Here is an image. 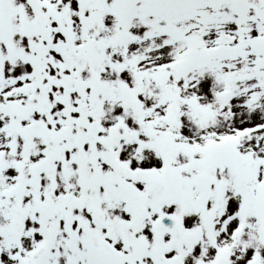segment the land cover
Here are the masks:
<instances>
[{
	"label": "rangeland",
	"instance_id": "obj_1",
	"mask_svg": "<svg viewBox=\"0 0 264 264\" xmlns=\"http://www.w3.org/2000/svg\"><path fill=\"white\" fill-rule=\"evenodd\" d=\"M76 5L80 6L77 2ZM89 7V22H84L85 34L80 35L78 29H80L81 18L75 15L73 5H68V10L72 11V14L68 16L70 27L74 33L76 31L74 44L82 43L84 46L81 50L75 49L73 55L74 58L84 59L83 75L89 83L86 90L91 85L93 88L99 89L95 80L105 79L107 83H100L105 89L114 92L111 100L103 105L113 108L112 112L115 115L118 128L121 129L123 125L131 124L134 126V130L141 131L144 135L152 132L154 143L156 140L165 141L167 138L168 142L181 146L186 142L185 139L188 136L184 132L187 121L182 125L184 118H187V115L195 108L207 109L209 110L207 116L215 114L207 127L209 133L207 141H216L221 135L228 134L230 136L232 132L237 131L235 128H242L245 133L248 131L247 128L251 129L252 134L257 136L252 158L258 160L259 166L264 170V42L260 40V37H264V0H91ZM0 15L2 16L1 10ZM1 16L0 27L4 22ZM8 19L11 21V26L0 28L2 38L10 34L12 30L9 27L18 22L25 27V22L17 17L12 16ZM196 42L200 44L196 46ZM92 52H95L96 56H92ZM56 59L58 58L56 57ZM62 64L66 70V62L64 61ZM27 67L36 72L39 71L40 79L42 75L48 74L52 69L42 62H39L35 67L33 65ZM2 68L9 69L5 61L0 64V92L7 93L8 100L23 99V90L26 92L27 90H37V81L22 79L23 66L17 67L21 75L17 80H12L10 75L5 77ZM42 83L45 82L42 81ZM47 84H52L54 90L59 89V86L53 81L46 82V86ZM168 85L172 86V90H168ZM122 89L127 90L125 94H122ZM156 94L158 96H152ZM59 96L61 94L55 93L53 99H55V104L61 106ZM160 96L161 104L154 106L153 101ZM164 98L167 100L168 106L161 113ZM45 100L49 101V98L45 97ZM1 105L0 243L2 249L0 256H6L0 261L15 257L14 255L19 253L18 248L23 251L22 244L14 246L12 240L14 235L21 233L24 236L22 234L23 218L18 211H14L17 207L12 202V200L15 202L22 200L18 197L15 198V190L18 187L19 176L24 175V171H17L19 163L12 162L13 158L5 165L3 163L10 143L12 142L14 146L17 143V133L14 131L17 128L8 130L11 128L4 126V124L11 123V120H9L10 117L4 115ZM54 117L58 119L59 114L54 113ZM7 134L10 135L8 138ZM45 139L49 142L46 137ZM190 146H193L192 142H190ZM192 150L193 148H191V155ZM238 153L239 155L232 153L234 158L236 156L237 161L239 158L241 159L243 153L247 154L244 149H239ZM154 155L155 159L160 160L161 157L155 153V149ZM43 156L44 154L40 158ZM169 156L175 157L177 154ZM193 159L200 160L202 158L199 159L194 155ZM173 160L171 157V161ZM241 161L246 165L243 159ZM247 162L249 166H246V170L252 176V170L258 166L254 167L249 158ZM135 164L139 168L144 165V162L140 159ZM81 165V162L68 163V168L77 166L75 174L78 183L81 182L83 174ZM12 168L15 169L13 171L15 173L10 172ZM53 169L57 168L53 167ZM31 170V168L28 169L26 174ZM141 170L143 171V168ZM238 170L236 168V171ZM27 176L28 180L33 182L32 174ZM199 179L201 178L199 177ZM209 179L210 177L208 181ZM39 183L41 186L42 182ZM252 183L256 184V182ZM25 185H28V182L23 186ZM201 185L203 186V183ZM217 185L218 181L213 179L209 189L212 191ZM253 188L251 186L250 190ZM233 189L234 187L226 185V191L230 195H234ZM262 189H264V185ZM248 190L244 197L249 203L255 204V195H250ZM20 191L22 190L20 189ZM43 196L44 194H41L37 200L39 202L36 203L38 211L39 208L43 210L41 203L46 199ZM229 199L231 206L227 208L228 212H236L238 205L235 206L234 203H243L242 198L235 194L234 197L229 196ZM213 205L211 204V207ZM57 208L56 212L65 211L61 204ZM210 209L206 213L207 216H204L205 220L202 222L200 230L204 236L209 235L208 221L213 219L210 218ZM35 211L36 214L37 210ZM247 211L248 217H250L249 222H255L256 218L253 219V212L256 210L250 211L247 205ZM32 212L34 213V209ZM222 212L220 215L216 213L212 232L216 228L220 230L219 224L223 223L226 216V213ZM55 213L48 215L49 218H54L53 221L57 217V213L56 215ZM11 217L14 218V221L10 222L9 218ZM7 220L10 223L17 222L18 226H9ZM215 223H217L216 226H214ZM233 225L235 226V222ZM13 227L15 230L12 231ZM52 228L54 229V227ZM56 231L58 233V228ZM227 232L229 234L230 231ZM257 232L261 233L259 237L263 240L262 231ZM248 236L244 227L237 243L241 244L239 245L241 252L239 249L236 251L234 246H230V249L220 250L222 238L218 235L213 237L209 235L208 239L218 242V250L215 252L218 254V262L221 264H247L248 262L264 264L262 251L258 245L256 246L255 239L253 242L248 241ZM49 237L51 242L52 239L58 238L57 236ZM1 238H11L10 247ZM90 238L84 234V236H75L73 241L64 239L68 246L64 244L62 247H59L57 242L60 240L62 242V239H56L53 246H50V250L56 256L69 253L70 258L82 257L84 254L81 250L84 248V244L80 242L84 240L88 243ZM195 240L201 243L197 236ZM22 241L25 242V245H29L25 246L26 253L35 255V252L30 250V242L27 239ZM182 242L187 245L186 241ZM193 244L190 243L188 246ZM70 248L72 252L69 250ZM209 248L214 252L213 247ZM130 249L132 257L136 260L134 252L137 253V251L133 247ZM193 252L194 250H191V253ZM37 257L35 255V258ZM56 258L59 257L54 259ZM15 259V264H21L16 257ZM142 260H138L137 264H151L149 261L141 262ZM99 261L102 262L101 258ZM36 264H38V260ZM46 264L59 263L47 262Z\"/></svg>",
	"mask_w": 264,
	"mask_h": 264
},
{
	"label": "bare ground",
	"instance_id": "obj_2",
	"mask_svg": "<svg viewBox=\"0 0 264 264\" xmlns=\"http://www.w3.org/2000/svg\"><path fill=\"white\" fill-rule=\"evenodd\" d=\"M80 15L83 18V13H81ZM199 44H200L199 42H196V46H198ZM91 55L92 56H96V53L95 52H92ZM60 66H61L60 63H56V65H55V67L57 69ZM170 90H172V87L170 88ZM154 96L156 97V96H158V94H156ZM198 117L199 118H205L206 120H208V118H206L204 114H201ZM42 118H46V117L45 116H42ZM192 119L193 118H190V117H187L185 119V121H189L186 124V127L184 128V130L186 132H193L194 130H199L200 129L199 127H196L193 122H191ZM192 137L194 139L193 146L192 147L189 146V148H193L194 147L195 148L194 149V152L197 151V153H207V152H209L212 149L211 146H207V144L210 145L209 143L206 144V143L203 142V140L206 137L202 138L198 134H196L195 136H192ZM199 137H201V138L200 139H197ZM31 139L32 140L29 141V143H28V141H26L27 142V145H25V146H23L21 148L22 151L24 152V154L19 153L14 148L10 149V155L7 154V156L5 157V161H3L4 165L7 163V161L10 162L12 158L14 159L12 162H15L16 161L17 163H19V167L23 166L26 163H31V161H33V159H35L37 157V151H39L41 149V146L44 144V142L41 141L39 138L31 137ZM35 139H36V143H35ZM158 141L159 142H155V144H154V149H155V153L156 154H161L162 151L164 152V154L175 152L177 155H179L181 157H187V154H186L187 150L185 151V149H184V145L186 144V142L183 143V145H181V146H176L173 142H166L164 140H158ZM189 141L191 142V140H189ZM216 150H217V158H216L215 162L219 164V161L221 159H224V157L221 155V152L218 149L213 150L214 153L216 152ZM251 151L252 150H250V152ZM71 152H72L71 150H69L68 152L64 151L63 152V158H62V160L65 158V155L66 154L69 155ZM226 158H228V155H226ZM205 160L207 161V160H209V158H205ZM67 162H69V160H67ZM67 162H65V163H67ZM16 169H17V166H16ZM14 170L15 169L12 168L10 170V172H13ZM183 182L186 183V181H183ZM34 184H35V182L33 184L32 183H28V185L21 186L20 189L23 190L24 192H29L32 189H35L36 185H34ZM47 188H48V185H45L43 187L44 190H46ZM37 189L38 190H42L40 188V186H38ZM183 191H184L185 194H189V192L187 190H183ZM149 192L152 194V191H149ZM153 195H154V193L152 194V196ZM36 201H37V196H35L34 200L31 203H29V204H26L23 200H19L17 202H15V200H13L12 202L14 203V206L17 207V209L14 210V211H18L21 216H26L28 214V210L29 209H32V206H30V205L31 204H34ZM3 214L5 216V212L4 211H3ZM33 218H34V216L27 217V219H29V220H33ZM9 220H10V222L11 221H14V218L11 217V218H9ZM57 220H58V222L60 224L63 225V221L65 219H64L63 216H58ZM10 222H9V226H14V225H16V227L18 226L17 222H14V223H10ZM115 222H116V220L113 221V223H115ZM24 223H25V221L23 222V224ZM261 224H260V226L263 229L264 222L261 221ZM41 226H43V225H41ZM38 229L39 228H35V229L31 230V231L28 230V229L25 230L27 232L26 233V237H28V239L30 241V249L37 247L38 244H41L40 243L41 241H37L38 244L31 245L32 242H33V240L35 239L34 237H38V235H37V230ZM13 230H15L14 227L12 228V231ZM21 244H22V242H21ZM235 245H236V243L234 244V246ZM25 246H29V245L28 244L27 245L24 244V247H23V244H22L23 251L20 248H18V252L19 253L17 255H14V256L17 258V260H19L21 262V264H34L33 263V260H32V259H34V256H31V255H29V254L26 253ZM1 249H2V247H1V243H0V250ZM238 249H239V246L236 247V251ZM239 250L241 251V249H239ZM197 253H207V252L204 251V248H199V250L197 251ZM5 256L6 255H4L3 257H5ZM15 257H10V258H7V259L5 258V260L3 262H0V264H7V263H9V264H15V262H14V261H16ZM49 260H50V262L53 260L52 255L50 256ZM66 260L69 262V264H82L84 259L80 260L79 263H77V258H69V257H67ZM54 262H58L60 264L62 262V259L61 258H56V259H54Z\"/></svg>",
	"mask_w": 264,
	"mask_h": 264
}]
</instances>
